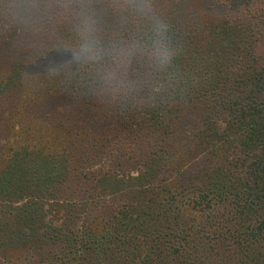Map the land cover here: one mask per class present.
Returning a JSON list of instances; mask_svg holds the SVG:
<instances>
[{"label":"trees","instance_id":"trees-1","mask_svg":"<svg viewBox=\"0 0 264 264\" xmlns=\"http://www.w3.org/2000/svg\"><path fill=\"white\" fill-rule=\"evenodd\" d=\"M155 3L180 48V86L165 103L142 94L121 111L65 77L62 19L25 26L27 57L12 69L34 78L42 57H55L58 69L48 68L39 93L29 80L3 87L0 107L27 102L38 131L55 119L68 130L56 149L28 134L24 153L37 159L0 179L12 194L25 185L21 205L10 202L8 212L0 204L3 262L264 264V0ZM5 12L0 2V19ZM16 150L6 162L14 164ZM46 201L82 205V225L46 223Z\"/></svg>","mask_w":264,"mask_h":264},{"label":"clouds","instance_id":"clouds-1","mask_svg":"<svg viewBox=\"0 0 264 264\" xmlns=\"http://www.w3.org/2000/svg\"><path fill=\"white\" fill-rule=\"evenodd\" d=\"M4 7L30 28L53 14L62 19L70 33L60 43L71 57L65 77L118 111L137 106L142 94L165 103L180 86V48L155 0H13Z\"/></svg>","mask_w":264,"mask_h":264},{"label":"rangeland","instance_id":"rangeland-1","mask_svg":"<svg viewBox=\"0 0 264 264\" xmlns=\"http://www.w3.org/2000/svg\"><path fill=\"white\" fill-rule=\"evenodd\" d=\"M11 1L13 0H0L1 7L3 3L4 6L5 4H11ZM4 14V19H0V96L1 92H4L2 89L3 87H8L5 88L7 90L11 89L12 84L19 82L21 79L29 80L27 81V85H32L34 87L33 91L35 93L42 92L47 81L51 80L52 76L50 75L48 68H55V57L45 59V61L43 57L38 59L37 63L38 65H42L41 67H43V72L42 70H39L37 73H30L28 77L32 76L34 78L23 79L21 72L19 73V71L12 69V64L15 63L14 61H23L27 57L26 52H24V48L22 47V44L24 43L22 41L25 33V26L19 21H15L16 23H11L10 17L7 15V13L5 12ZM13 93V95H15L14 91ZM30 113L32 114V109L27 102H22L16 108L13 101L0 107V179L4 174H7V171L10 174V168H13L15 165L19 166L20 168V165H24L22 167H25L29 161H34L37 159L33 158L31 155L28 157V155H25L24 153L26 141L31 140L27 139L28 134L30 135V138H34L36 141V146L44 145L51 149H56L58 147L59 141H61V139L64 137L65 131L68 130L62 119H55L52 120L51 123H45V125H43V129L40 132L38 129L41 128V125H38L37 122L33 121ZM11 148H16V151L19 153L14 164L6 162L7 160H5L10 155L8 153ZM34 155L36 157L41 156L39 154ZM54 159H57V162L60 160L59 157H54ZM38 160H42L41 157H39ZM17 180L15 179L16 182ZM5 182L6 181L4 180V183H2L0 188V204L2 206H6L4 209L9 212L13 211L14 209L12 208L10 202L14 203V205H21L23 203L21 197L23 196L24 191L21 193L22 191L20 190V187L22 188L25 185L16 186L17 190H19L16 192V194H12L10 191L6 192L2 189V187L5 186ZM54 183L55 182L47 183L46 186H49L48 189H53L54 186H56ZM102 183L106 186H109L106 180L104 182L102 181ZM102 183H100V186ZM50 191L51 190L46 192L44 191L47 195L46 197H56ZM25 196L26 194H24V197ZM67 208L70 207H63L62 203H57L55 201L51 203L46 201L45 205L43 206L44 210L42 211L46 223L51 221L54 223H61L64 221L68 222L74 220L73 222L76 224V226L82 225V205H74L71 209ZM67 244H69L67 241L63 242V245ZM5 249V246H0V255H2ZM3 261L4 259L0 257V264H8Z\"/></svg>","mask_w":264,"mask_h":264}]
</instances>
